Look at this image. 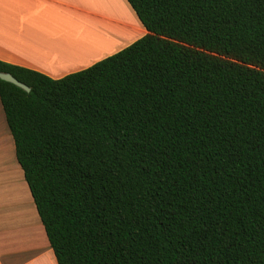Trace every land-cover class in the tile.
<instances>
[{
	"label": "trees",
	"instance_id": "obj_1",
	"mask_svg": "<svg viewBox=\"0 0 264 264\" xmlns=\"http://www.w3.org/2000/svg\"><path fill=\"white\" fill-rule=\"evenodd\" d=\"M147 33L61 78L0 60L58 264H264V0H128Z\"/></svg>",
	"mask_w": 264,
	"mask_h": 264
},
{
	"label": "crops",
	"instance_id": "obj_2",
	"mask_svg": "<svg viewBox=\"0 0 264 264\" xmlns=\"http://www.w3.org/2000/svg\"><path fill=\"white\" fill-rule=\"evenodd\" d=\"M147 32L128 0H0V60L52 78L89 67ZM0 264H58L1 99Z\"/></svg>",
	"mask_w": 264,
	"mask_h": 264
},
{
	"label": "water",
	"instance_id": "obj_3",
	"mask_svg": "<svg viewBox=\"0 0 264 264\" xmlns=\"http://www.w3.org/2000/svg\"><path fill=\"white\" fill-rule=\"evenodd\" d=\"M0 79L8 81V82H11V83L23 88L24 90H26L28 92L31 91V87L29 85H27L26 83L20 81L18 78H16L10 72L0 71Z\"/></svg>",
	"mask_w": 264,
	"mask_h": 264
},
{
	"label": "bare ground",
	"instance_id": "obj_4",
	"mask_svg": "<svg viewBox=\"0 0 264 264\" xmlns=\"http://www.w3.org/2000/svg\"><path fill=\"white\" fill-rule=\"evenodd\" d=\"M91 27V26H90ZM94 27L96 28V26L94 25ZM104 27V26H103ZM92 28V27H91ZM97 29V28H96ZM94 30V29H93ZM98 30V29H97Z\"/></svg>",
	"mask_w": 264,
	"mask_h": 264
}]
</instances>
